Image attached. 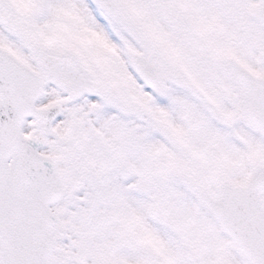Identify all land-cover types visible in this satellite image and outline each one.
<instances>
[{
  "label": "snow or ice",
  "instance_id": "obj_1",
  "mask_svg": "<svg viewBox=\"0 0 264 264\" xmlns=\"http://www.w3.org/2000/svg\"><path fill=\"white\" fill-rule=\"evenodd\" d=\"M0 264H264V0H0Z\"/></svg>",
  "mask_w": 264,
  "mask_h": 264
}]
</instances>
